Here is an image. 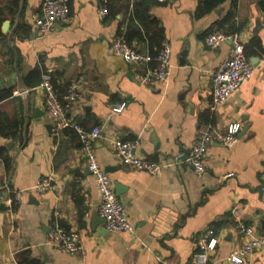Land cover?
<instances>
[{
	"label": "crops",
	"instance_id": "0c3cea01",
	"mask_svg": "<svg viewBox=\"0 0 264 264\" xmlns=\"http://www.w3.org/2000/svg\"><path fill=\"white\" fill-rule=\"evenodd\" d=\"M40 2L0 0V154L7 159H0V264H192L207 229L218 238L211 264H233L227 257L243 242L233 208L264 234V0H223L211 10L203 0H112L114 17L100 16L101 0H69L67 21L46 35L35 26ZM129 26L140 31L131 45L141 52L152 53L160 39L170 45L165 81L138 83L143 68L112 54L111 39ZM212 31L240 34L253 65L251 78L215 110L211 75L231 43L207 46ZM36 68L60 93L81 78L67 115L85 129L102 127L94 150L113 187H127L116 196L127 200L132 232L105 228L77 133L53 131L45 90L27 84ZM233 123L241 137L231 147L209 143L204 173L175 163L209 126L225 132ZM116 141H136L134 153L159 163V173L123 164ZM48 176V189L33 188ZM55 227L78 233L77 253L49 242ZM244 264H264V248Z\"/></svg>",
	"mask_w": 264,
	"mask_h": 264
},
{
	"label": "built area",
	"instance_id": "2783aa9c",
	"mask_svg": "<svg viewBox=\"0 0 264 264\" xmlns=\"http://www.w3.org/2000/svg\"><path fill=\"white\" fill-rule=\"evenodd\" d=\"M104 1V0H102ZM70 12L69 0H41L39 14L35 20L37 33L46 35L56 30L57 25L67 21ZM108 11L101 3L99 14L105 17ZM264 22V9L261 11ZM229 41L231 48L228 56L222 60L217 70L211 75L212 100L210 109L215 110L222 107L238 88L248 81L253 73V65L245 56V43L238 33H223L213 31L208 33L204 42L211 48ZM110 50L113 55L121 58L125 63L143 68L142 73L136 74V80L142 85L156 81H165L172 67L171 47L166 41H162L155 55L141 52L134 46L128 44L123 37L117 36L110 41ZM81 78L68 88L63 100H60L50 83V75L45 73L42 77L41 86L45 90V110L47 117L53 123V131L59 132L66 128L73 129L80 141V153L86 157L87 167L93 176L96 190L99 195L97 212L104 220L105 228L110 232H132L127 209L121 204L115 194L112 181L108 173L101 167L94 150L95 142L103 137V129L95 125L85 129L80 123L68 117L67 112L70 104L79 97V84ZM124 104L113 107V112H120ZM240 125L230 124L225 132L213 126L197 139L190 147L188 154L178 153L174 156L175 163L190 167L197 175L205 172V157L207 147L212 141L222 143L227 147L233 146L239 139ZM136 141H116L114 143L115 155L120 161L139 171H146L151 175H157L161 165L157 162L140 158L134 153ZM231 174H229L230 176ZM52 177L48 176L39 180L33 188L43 191L51 186ZM20 193L14 192L12 200H17ZM3 197L0 196V201ZM236 218V229L243 242L229 253L227 261L233 264H244L245 259L251 253L264 248V234H260L255 227L246 225L239 217V208L232 210ZM49 242L60 251L74 254L80 249L79 235L74 230L55 227L48 233ZM218 238L213 229H207L198 237L196 247L192 254V264H211V256L215 252Z\"/></svg>",
	"mask_w": 264,
	"mask_h": 264
},
{
	"label": "trees",
	"instance_id": "16d2710c",
	"mask_svg": "<svg viewBox=\"0 0 264 264\" xmlns=\"http://www.w3.org/2000/svg\"><path fill=\"white\" fill-rule=\"evenodd\" d=\"M222 1L223 0H203V5L207 10H211L214 7H216L218 4H220ZM101 2L104 4V6L107 8V11H108L106 17H114L118 10H116V8L113 6L114 3L112 2V0H104V1L101 0ZM138 18H139L140 22H142L141 17L139 15H138ZM129 28L131 29V32H129L130 29L129 30L126 29V31H123V32L121 30H118L117 35L123 37V39L128 44L131 45L134 40H140V39H132L133 37H138V35H140V31L138 32V29L132 28L131 26H129ZM161 42L162 41L160 39V41L158 42V46L155 49H153L152 53L150 52L151 55H155L156 51L159 49V47L161 45ZM244 53H245V48H244ZM245 56H246V54H245ZM42 77H43V74H41V71L38 68H36L32 72H30L29 75H27V77H26V79H28L27 84H30L31 86H38L42 82ZM50 83H51L52 88L55 91L57 97L60 100H62V97L66 94L68 88H66V90L63 91L62 93L57 92L51 76H50ZM0 159H2L5 162V164L7 163V159L4 156H2L1 154H0ZM27 264H29V263H27Z\"/></svg>",
	"mask_w": 264,
	"mask_h": 264
},
{
	"label": "water",
	"instance_id": "95a60500",
	"mask_svg": "<svg viewBox=\"0 0 264 264\" xmlns=\"http://www.w3.org/2000/svg\"><path fill=\"white\" fill-rule=\"evenodd\" d=\"M13 76V75H12ZM243 132V131H242ZM241 134L242 133H240V135H239V137H241ZM106 171V170H105ZM107 172V171H106ZM114 187H115V194L118 196L119 194H121V193H123V192H125L126 190H127V187H123V186H121V185H119L118 183H117V181H115L114 182ZM127 201V200H126ZM126 201H121V204L122 205H125L127 202Z\"/></svg>",
	"mask_w": 264,
	"mask_h": 264
}]
</instances>
